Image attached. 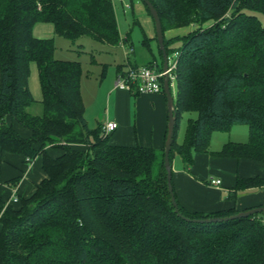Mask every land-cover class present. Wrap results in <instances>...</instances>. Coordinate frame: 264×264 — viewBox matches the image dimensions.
I'll use <instances>...</instances> for the list:
<instances>
[{"label": "trees", "instance_id": "1", "mask_svg": "<svg viewBox=\"0 0 264 264\" xmlns=\"http://www.w3.org/2000/svg\"><path fill=\"white\" fill-rule=\"evenodd\" d=\"M150 1L164 34L197 26L165 37L168 56L179 53L171 163L179 155L193 165L196 153L209 152L214 132L245 125L248 141L216 154L264 166V24L257 15H264V0ZM40 22L73 42L123 40L114 0H0V150L25 163L39 158L45 174L30 197L8 203L0 195V264H264L261 213L209 223L203 221L243 211L189 212L178 202L180 217L165 147L116 145L104 125L89 128L81 63L57 59L54 39L34 35ZM161 55L147 65L162 69ZM33 63L41 101L30 87ZM37 102L40 114L31 112ZM189 112L198 116L180 144V119ZM254 188H264V174L238 176L228 198Z\"/></svg>", "mask_w": 264, "mask_h": 264}, {"label": "crops", "instance_id": "2", "mask_svg": "<svg viewBox=\"0 0 264 264\" xmlns=\"http://www.w3.org/2000/svg\"><path fill=\"white\" fill-rule=\"evenodd\" d=\"M40 23H37L34 27L35 37L48 38L53 29L47 26L43 27ZM212 24L213 21H209L204 26L208 27ZM185 27L187 29L183 30L184 27H181L166 31V39L183 37L197 28V26L194 27L192 25ZM45 32L46 34H44ZM128 42V39H123L120 44H125L127 48ZM152 61L160 63L157 58ZM147 64H142V62L136 60L131 61L130 58H127L125 65L121 69H126L129 65L143 66ZM120 71V68H118L117 76ZM109 91L110 98L116 92V97L123 96L118 98L128 104L127 108L122 109H120L119 104L116 105L114 117H107L105 121L100 118V122H98V125H104L108 121H115L119 124V128L112 135L113 144L141 145L158 150L164 149L169 122L167 100L164 93H134L115 89L112 85L109 86ZM239 126L245 125L233 126L228 131L214 132L211 137L210 148L215 140L217 141L216 145L219 144L220 148L215 145L217 149H209L208 153H196L194 163L191 166H187L182 159L179 164L176 161L177 156H175L172 161L175 194L179 204L187 211L212 213L229 208H237L240 211H244L264 206V188L248 189L241 191L235 199L228 198L238 176L253 177L264 174V166L258 162L247 159L226 158L216 154L229 142L245 143L248 141L249 130L245 131V129H242L244 127ZM131 131H133V135H131ZM227 133L229 136L236 138L226 140V135L223 134ZM52 154H56V152L52 151ZM17 177L19 181L16 186L9 183ZM44 177L45 174L39 158L25 163L23 157L2 153L0 150V195L8 203L10 201L12 203L11 199L15 195L18 197H30ZM211 179H219L222 183L220 186L211 185Z\"/></svg>", "mask_w": 264, "mask_h": 264}, {"label": "rangeland", "instance_id": "3", "mask_svg": "<svg viewBox=\"0 0 264 264\" xmlns=\"http://www.w3.org/2000/svg\"><path fill=\"white\" fill-rule=\"evenodd\" d=\"M114 4L121 37L129 41L126 50L124 44L111 46L97 42L89 37H84L77 42H73L69 38L57 35L53 25L49 23H40L43 27L47 26L53 29L48 38L54 39L55 57L57 59L74 60L81 63L83 69L81 89L86 108L85 115L90 129L97 128L100 118L105 121L107 117H114L116 114V105L119 104L120 109L127 108V102L118 98H122L123 96L116 97L115 92L114 96L110 98L109 91V86L112 85V87H115L118 68L125 65L127 58H130L131 61L136 60L142 62V64H147L155 58H157L159 62L162 60L156 35L155 22L143 1L133 0L132 7H127V4H131L129 0H114ZM257 15L264 24V15ZM184 29L187 28L184 27L183 30ZM44 34H46V32ZM176 45H178V43H176ZM131 49L133 52H131ZM170 58L172 60L173 56ZM30 87L34 98L37 101H41L43 94L36 64L32 65ZM171 90L173 97L177 99L178 86L175 80H172ZM31 112L40 114L42 112V105L37 102L31 108ZM197 116L196 112L184 113L182 115L177 138L178 143L184 142L189 119H196ZM239 127H244L242 129H245V131L249 130L247 126ZM131 135H133V131H131ZM223 135H226V140L236 138L234 136H229L228 133ZM110 142L113 144V137H111ZM216 142L215 140L213 146L210 148L211 150L217 149L215 148L216 146L220 148L219 144L216 145ZM176 159L180 164L182 160L179 155H177ZM261 214L264 217V213Z\"/></svg>", "mask_w": 264, "mask_h": 264}, {"label": "water", "instance_id": "4", "mask_svg": "<svg viewBox=\"0 0 264 264\" xmlns=\"http://www.w3.org/2000/svg\"><path fill=\"white\" fill-rule=\"evenodd\" d=\"M143 1L148 6L151 16L154 19L159 47L161 51L163 52V70L167 72L169 69V56L165 49V34L163 31L161 17L159 15V12L157 11V9L155 8V6L150 0H143ZM163 92L167 100L168 117H169L168 130H167L168 133H167V138L165 141V149H164V162H165L164 164L167 170L168 186H169V192L171 195L172 204L175 208L176 213L180 217H183L180 212L179 204H178L175 191H174L173 167H172V163L170 159V154H171V150L173 148V143H174L175 128L177 124V111H176V106H175V98L173 97L172 90H171L170 76L168 73L165 75L163 79ZM260 213H264V206L256 207V208H253L247 211H243L237 215H232L229 217L207 219L203 222H209V223L222 222V221L235 219L238 217H245V216H250V215L260 214Z\"/></svg>", "mask_w": 264, "mask_h": 264}, {"label": "built area", "instance_id": "5", "mask_svg": "<svg viewBox=\"0 0 264 264\" xmlns=\"http://www.w3.org/2000/svg\"><path fill=\"white\" fill-rule=\"evenodd\" d=\"M127 7H131V4H127ZM126 49L127 48L125 47V50ZM131 52H133L132 49ZM178 56L179 53L176 52L173 55L172 60L169 57V69L167 72H165L163 68L160 69L156 65V63L153 65H143V66L129 65L126 69H121V71L117 76L115 89L125 90L129 92H136V93H148V94L162 93L163 79L167 73L170 76L171 84H172V80L176 81L175 71L177 68ZM118 128H119V124L115 121H108L103 126L106 135L115 132ZM221 183L222 181L219 179L210 180V184L214 186H220ZM11 200L14 203L17 202L18 196L15 195Z\"/></svg>", "mask_w": 264, "mask_h": 264}]
</instances>
